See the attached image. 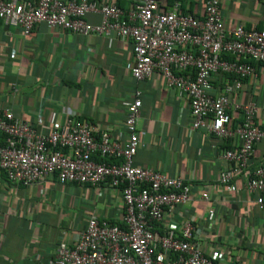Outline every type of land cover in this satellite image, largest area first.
<instances>
[{"label":"built area","instance_id":"1","mask_svg":"<svg viewBox=\"0 0 264 264\" xmlns=\"http://www.w3.org/2000/svg\"><path fill=\"white\" fill-rule=\"evenodd\" d=\"M128 1L132 6L125 10L119 0H0V19L26 35L45 23L79 35L130 38L133 59L126 69L137 81L161 73L179 97H189L193 129L238 140L223 152L230 167L220 172L218 184L238 192L236 178L246 171L244 190L255 194L264 209V159L254 168L249 165L255 146L264 141V128L256 121L259 107L234 97L245 80L257 77L254 62L264 63V28H228L220 0H205L202 16L181 12L180 0L170 6L161 0ZM89 13L100 14L101 23L88 21ZM216 73L226 76L219 90L212 81ZM141 95L138 88L125 102V141L114 138L109 128L98 137L95 125L74 115L44 134L0 102V134L5 135L0 169L11 182L29 185L55 177L64 185L107 183L121 194L116 220L90 214L73 243L62 239L53 256L33 264H219L200 243L193 216L167 219L168 212L192 200V185L134 162L141 144ZM236 111L243 113V121L234 128ZM97 155L120 161H99Z\"/></svg>","mask_w":264,"mask_h":264},{"label":"crops","instance_id":"2","mask_svg":"<svg viewBox=\"0 0 264 264\" xmlns=\"http://www.w3.org/2000/svg\"><path fill=\"white\" fill-rule=\"evenodd\" d=\"M161 1L170 6L176 0ZM180 1L181 12L203 15L205 0ZM119 5L125 10L132 6L128 0ZM220 7L228 28H264V0H220ZM86 19L100 24L102 16L89 13ZM132 49L130 38L116 34L85 36L39 23L26 35L0 19V102L44 134L74 115L95 125L98 137L109 128L114 138L125 141V102L139 88L143 106L135 164L184 177L192 185V200L168 212L167 219L193 216L200 243L219 264H264V209L255 194L244 190L247 172L236 178L238 192L218 184L220 172L230 167L223 152L238 140L230 138L229 143L204 128L193 129L189 97H179L161 73L137 81L126 69ZM254 64L257 77L245 80L234 97L241 104L258 105L256 121L264 128V63ZM212 78L217 90L226 80L221 73ZM242 121L243 113L236 111L231 126ZM263 159L261 141L250 167ZM203 193L210 199L202 198ZM120 198L119 190L107 183L64 185L53 177L15 184L0 170V264L46 260L62 239L75 241L90 214L116 220Z\"/></svg>","mask_w":264,"mask_h":264},{"label":"trees","instance_id":"3","mask_svg":"<svg viewBox=\"0 0 264 264\" xmlns=\"http://www.w3.org/2000/svg\"><path fill=\"white\" fill-rule=\"evenodd\" d=\"M171 2H173V0H170ZM228 57H231V56H228ZM4 140H5V135H2V134H0V142H4ZM227 141H229V143H230V139L229 140H227ZM230 145H229V147H227L226 149H230ZM255 148H256V146H255ZM225 149V150H226ZM95 158H96V160H99V161H101V160H105V161H111V160H107V159H103V158H101L100 156H95ZM112 160H114L113 158H112ZM115 161H117V162H119L120 160L119 159H115ZM1 171H3L4 172V174L6 175V177H7V174L5 173V171L4 170H2V169H0ZM8 178V177H7Z\"/></svg>","mask_w":264,"mask_h":264}]
</instances>
